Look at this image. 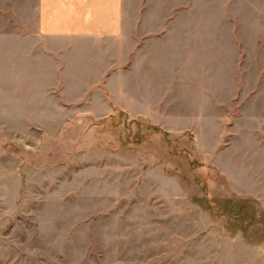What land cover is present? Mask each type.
<instances>
[{"label":"rangeland","instance_id":"obj_1","mask_svg":"<svg viewBox=\"0 0 264 264\" xmlns=\"http://www.w3.org/2000/svg\"><path fill=\"white\" fill-rule=\"evenodd\" d=\"M128 9L113 92L0 40V264H264V0Z\"/></svg>","mask_w":264,"mask_h":264},{"label":"crops","instance_id":"obj_2","mask_svg":"<svg viewBox=\"0 0 264 264\" xmlns=\"http://www.w3.org/2000/svg\"><path fill=\"white\" fill-rule=\"evenodd\" d=\"M0 2V17L8 20L0 40L6 39L9 61L22 62L29 82L84 84L79 97L96 87L91 84L113 92L110 84L125 82L129 61L147 43L129 40L128 0Z\"/></svg>","mask_w":264,"mask_h":264},{"label":"trees","instance_id":"obj_3","mask_svg":"<svg viewBox=\"0 0 264 264\" xmlns=\"http://www.w3.org/2000/svg\"><path fill=\"white\" fill-rule=\"evenodd\" d=\"M155 127V129H158L156 126H154Z\"/></svg>","mask_w":264,"mask_h":264}]
</instances>
